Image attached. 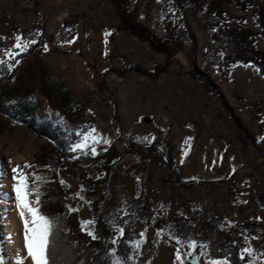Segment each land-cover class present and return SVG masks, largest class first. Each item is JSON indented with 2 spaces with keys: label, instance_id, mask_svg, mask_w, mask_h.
Segmentation results:
<instances>
[{
  "label": "rangeland",
  "instance_id": "rangeland-1",
  "mask_svg": "<svg viewBox=\"0 0 264 264\" xmlns=\"http://www.w3.org/2000/svg\"><path fill=\"white\" fill-rule=\"evenodd\" d=\"M258 6H264V0H256ZM130 7L136 10L137 21L150 32L163 34L169 24H177V46L152 50L140 35L122 26L110 4L100 0H0V37L16 38L11 26L1 21L5 13L21 30L33 23L43 25L46 42L45 51L29 56L19 77L11 81L13 85L6 86L24 84L27 70L37 72L35 66L41 62L52 84L43 92L37 74L30 91L17 95L21 102L31 106L28 123L47 121L52 111L64 114L67 101L64 94L68 93L76 104L86 108L87 117L94 124L78 142L86 146L73 150L76 143L70 151L78 156L87 149L94 157L100 153L119 155L120 162L104 186L107 191L104 213L110 223L123 230L118 232L115 245L131 237V245L138 249L129 257L128 264H180L177 250L184 264H210L206 246L191 247L193 243H178L169 231L159 232L153 210L156 207L163 210L169 226L180 206L192 200L195 210L209 207L214 214L224 216L228 230L254 216L264 225V203L258 199L259 193L264 196V77L254 67L243 65L235 67L231 82L220 77L213 66V58L220 56V51L211 44L207 15H197L191 8L176 15L172 4L163 11L160 0H132ZM225 9L233 24L239 14L233 6L225 5ZM255 10L247 11V25L253 30H256ZM65 20L75 21L77 26L74 40L64 44V49L57 47L63 44H52V38ZM118 30L124 33L118 42L128 53L114 49L112 58L106 51L107 41L99 40ZM155 66L161 68L157 73L153 72ZM132 67L147 73L127 71ZM195 70L206 74L212 92L194 80L191 75ZM53 80L63 85L62 89L52 87ZM237 94L245 98L247 105L261 107V122L253 118L251 108L242 105ZM0 95V106L8 107L14 102L7 92ZM62 123L60 119L54 124L62 129ZM0 144H13L20 151L29 152L33 156L34 174L43 178L42 187L46 184L48 167L44 157L52 151L47 139L37 136L27 125L0 115ZM140 149L152 158L144 180L145 206L136 203L142 163L135 153ZM164 157L173 163L184 181L224 183L214 189L181 190L163 182L168 177ZM69 170L70 173L60 169L56 176L69 191L64 208L77 213L81 223L93 221L92 211L81 197L83 187L78 177H92L102 171L86 165L74 169L70 166ZM233 186L236 203L229 192ZM128 200L135 204L127 213L124 206ZM41 208L48 216H54L44 200ZM83 230L93 231V223ZM241 248L252 264H264L257 235L250 234ZM0 260L10 264L2 241ZM115 261L121 263L118 257Z\"/></svg>",
  "mask_w": 264,
  "mask_h": 264
},
{
  "label": "trees",
  "instance_id": "trees-1",
  "mask_svg": "<svg viewBox=\"0 0 264 264\" xmlns=\"http://www.w3.org/2000/svg\"><path fill=\"white\" fill-rule=\"evenodd\" d=\"M113 7L120 18L122 26L128 29L129 32L137 33L146 41L152 50L156 51L158 47H173L179 43L178 37L175 36L177 24H169L167 31L163 34L150 32L145 29L138 20L136 10L131 9L132 0H100ZM162 10L167 11L169 4L173 5L175 14H183L186 8H191L197 15H207L210 19L208 30L211 33V44L219 49L220 56L213 58V66L218 69L220 77L231 82L233 72L236 66H252L260 76L264 77V6L256 7V0H160ZM225 5L233 6L239 14L234 18V23L230 24ZM256 8L253 22L256 30L251 29L247 24V11ZM8 14L4 13L1 21L11 26L12 33L16 37L20 35L21 44L28 46L24 51H20L15 47L16 38L0 37V57L3 58L4 64L0 66V94L8 93L14 98V102L6 107L0 106V115L9 118L14 123L27 125L29 129L41 138L47 139L52 147V151L45 154V162L48 167L47 182L42 187L43 200L49 205L52 212V217H58L57 227L59 240V254L62 258L68 256L75 260L76 264H114L118 257L122 264H128L130 256L136 254L138 249L131 245L132 238L127 241H119L115 245L113 241L119 239V233L116 224H112L106 219L104 213L105 202L107 199V191L104 186L112 173L115 165L119 164L120 157L116 154L107 155L100 153L94 157L90 149L86 150L83 155H76L70 151L71 147L79 142L94 125L93 121L88 119L87 110L83 106H79L66 93L67 101L64 104L65 113L57 115L55 111L50 113L47 121H42L39 124L28 123V114L30 113V104L23 103L18 99L17 95L21 93L27 94L31 87L34 86L33 79L37 74L40 77V87L44 90L50 84V76L45 67L37 64L35 68L38 70L28 71V78L24 84L14 87L11 81H16L29 56H33L38 52L45 51V29L39 23H33L27 29H22L19 25L11 21ZM185 25V22L182 21ZM76 23L72 20H65L58 30V34L52 38V44H69L76 35ZM32 40L36 42L31 43ZM194 52V47L190 49ZM11 57V59H10ZM18 60L19 63L15 61ZM9 64L12 65L9 70ZM161 69L155 66L154 73ZM127 71L146 74L139 67H132ZM196 82L204 87L207 92L213 91V86L209 84L206 74L193 71L191 75ZM54 81V80H53ZM11 82V83H10ZM50 83V84H49ZM56 90L62 89L63 86L59 82L54 81L53 86ZM13 88V89H12ZM1 96V95H0ZM237 99L242 105H247L245 98L237 94ZM251 108V114L257 122L262 121V109L258 104L247 105ZM62 120V129H57L54 123ZM144 149V148H143ZM146 150L140 149L135 154L142 163L141 174V189L136 200V203L145 206L147 188L145 185V175L147 173L149 161L152 160ZM59 157V159H58ZM168 177L165 183H171L181 190L194 191L197 189H214L223 185L222 180L216 181H200L188 180L184 181L180 178L178 172L174 169L166 157ZM82 165L97 166L102 173L100 175L80 176L78 180L83 187L81 197L83 201L92 211L93 216V232L98 235V239L93 240L86 235V232L81 228V221L77 213H69L64 208V201L68 197L69 191L59 182L57 174L60 169L69 167L82 168ZM229 192L232 202L238 201L235 193V187H230ZM260 202L264 203L263 194H258ZM135 203L126 201L124 209L128 213ZM155 215V228L159 232H170V235L183 244H196L197 246H206L207 260L227 261L229 264H252V260L248 253H243L241 246L246 245V240L250 234L257 235L261 240V254L264 257V225L260 224L258 217L246 220L243 224L235 225L233 230H228L225 227L226 218L221 215H216L209 207H203L195 210L192 200H188L182 204L179 210L175 213L170 225L166 223L164 211L160 208L153 210ZM120 215V214H119ZM243 257V259H242ZM119 263V264H121Z\"/></svg>",
  "mask_w": 264,
  "mask_h": 264
},
{
  "label": "snow or ice",
  "instance_id": "snow-or-ice-1",
  "mask_svg": "<svg viewBox=\"0 0 264 264\" xmlns=\"http://www.w3.org/2000/svg\"><path fill=\"white\" fill-rule=\"evenodd\" d=\"M21 40V36L17 35L15 47L22 52L28 45H22ZM35 42V40L31 41L33 44ZM15 62L19 63L18 60ZM3 64L4 60L0 57V66ZM11 67L12 65L9 64V70H11ZM84 146L86 145L83 143H77L73 150ZM94 151L95 149H93ZM9 163H12V161H9ZM27 169H34V166L28 163L24 165L17 164L11 169V180L15 182L12 184L15 192V207L18 210L20 221L23 222L24 248L27 250V256L31 259V264H76V261L68 256L58 259L60 257L58 217L54 218L43 212L41 208L43 203V178L35 175L34 172L26 171ZM61 183L63 184V181ZM91 223L93 221H83L81 224L82 230ZM117 231L123 232L122 229H117ZM86 235L93 240L99 238L95 232L90 230L86 232ZM177 242L179 243L180 241L178 240ZM113 243H116V241L114 240ZM190 246L195 247V244L193 243ZM177 260L180 261V264H184L179 250H177ZM0 264H3L2 260H0ZM18 264H23V261L18 262ZM114 264H119V261H114ZM210 264H227V261L212 260Z\"/></svg>",
  "mask_w": 264,
  "mask_h": 264
},
{
  "label": "bare ground",
  "instance_id": "bare-ground-1",
  "mask_svg": "<svg viewBox=\"0 0 264 264\" xmlns=\"http://www.w3.org/2000/svg\"><path fill=\"white\" fill-rule=\"evenodd\" d=\"M17 148L13 144H0V241L3 242L4 254L10 264H18L20 261L31 264L24 248L23 222L15 207V192L12 188L15 182L11 180V169L17 164L33 165V156ZM26 171L34 172V169Z\"/></svg>",
  "mask_w": 264,
  "mask_h": 264
},
{
  "label": "crops",
  "instance_id": "crops-1",
  "mask_svg": "<svg viewBox=\"0 0 264 264\" xmlns=\"http://www.w3.org/2000/svg\"><path fill=\"white\" fill-rule=\"evenodd\" d=\"M123 32L121 30L118 31H112L110 32L108 38H106L105 40H99V41H107L109 48L106 50L108 54H111V57L113 58V54L114 51L117 50L118 53H128V51H126L124 49V47L122 46V44H120L118 41L123 38ZM57 45V44H56ZM55 45V46H56ZM62 46L63 48L65 47V45H57V47ZM65 49V48H64ZM115 49V50H114ZM60 53V50H59ZM60 55V54H59ZM57 57V56H56ZM41 65L42 63L39 62ZM99 73V72H97ZM58 82L57 80L55 81V83ZM63 86V85H62Z\"/></svg>",
  "mask_w": 264,
  "mask_h": 264
}]
</instances>
